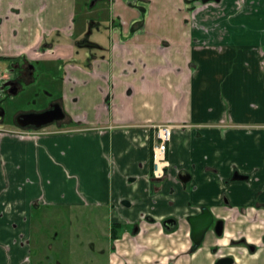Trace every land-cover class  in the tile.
I'll use <instances>...</instances> for the list:
<instances>
[{"label":"crops","instance_id":"obj_1","mask_svg":"<svg viewBox=\"0 0 264 264\" xmlns=\"http://www.w3.org/2000/svg\"><path fill=\"white\" fill-rule=\"evenodd\" d=\"M106 1L110 25L107 18L90 25L99 47L79 52L87 34L86 21L75 25L79 0H0V60L28 56L65 67L58 80L51 70L46 78L63 122L34 131L14 121L0 131V264H32L34 210L51 208H106L110 222L139 225L137 240L125 233L115 243L129 258L137 243L153 251L152 261L162 248L189 264L187 220L202 207L260 246L264 0ZM160 125L171 127V141L158 181L152 126ZM236 171L249 180L227 184ZM169 218L179 224L173 242L162 233Z\"/></svg>","mask_w":264,"mask_h":264},{"label":"flooded vegetation","instance_id":"obj_2","mask_svg":"<svg viewBox=\"0 0 264 264\" xmlns=\"http://www.w3.org/2000/svg\"><path fill=\"white\" fill-rule=\"evenodd\" d=\"M99 1H103V0H90L88 3V8L93 9L96 6L97 2ZM90 35H91V31L89 33L87 32V34H84L83 38H81L80 40H77L76 48L91 49V50L96 49V48L81 47L83 44L88 42L91 44H95L90 40ZM0 61L7 62L9 64V66L6 67L4 70L0 69V97L6 94L7 91L9 92L10 95H14L13 92L17 90L16 95H18L23 90L22 83H26L28 85H34L36 82L35 74L37 73L38 70L41 71L42 75L43 72H49V70H51L53 73L56 72V74H59V72H61L60 77H62L65 74V67L60 62V60L54 63V65L56 66V70L47 67L45 61L40 59L31 60L28 56H22L21 58L11 61L9 60L6 61L4 59ZM76 65H78L77 61L76 59H74V57H72L69 60L68 66L75 67ZM56 105H59L63 110V107L59 101L51 100L49 101V104L47 106L48 108L42 110L39 113L52 110L53 107ZM0 107L2 108L1 105ZM29 113H24V114H29ZM4 118L0 121V124H2ZM16 119L17 117H15L14 120L15 123H16ZM64 120L55 122L53 124L61 123ZM15 126H18L17 123L15 124ZM49 126L45 128H48ZM45 128L42 129L30 128V129L34 131H40ZM167 167H168L167 164L162 167V177H156L155 171L157 169V166L154 164L153 178L158 181L163 180L166 176ZM182 173L187 174V176H189L191 180V175H189L186 172H182ZM237 178H244V179L237 180ZM248 180H249L248 175H242L238 171H236L234 172L232 178L229 181H227V184L234 181H248ZM223 205L229 210L235 209L234 206L230 205L228 198L226 197L224 198ZM262 207L264 208V205ZM237 212L239 213L240 210L237 209ZM238 213H233L232 221L230 222L232 225L238 222L237 221ZM202 215L205 216V222H209V223H208V228L204 232L200 242L197 243L196 241L199 239L195 238L194 236V227L196 226L198 227L199 222L193 221L194 224H192L190 219ZM208 217H210V221H208L209 219ZM168 220L176 221V228L172 231H168L164 226V222ZM145 221L147 222L146 218ZM187 222L189 225V232L187 234L189 247L184 255L189 257L188 258L190 262L189 264H259L257 259L258 256L260 255L259 254L260 252H262V257L264 258V235L261 239V245L259 246L253 241L247 230L232 229L231 233H229L228 222L226 221V219L214 215L211 208L209 207L199 208L198 213L190 216ZM161 226H162V233L167 238L168 242H173L177 239L176 234L179 229L178 228L179 224L175 218L166 219L165 221H163ZM125 233L131 236V238L137 240L138 236L141 235L142 233V229L140 228L139 225L131 227L125 224L122 226L121 224L111 222L110 237H109L110 239L108 241V243L110 244L108 245L109 247L108 264H185L183 261H181L182 259L181 255H178L176 252L170 250L169 251L161 250L162 248H160L158 251L155 250L157 251L158 254L156 253V260L152 261L151 259H152L153 251H150L151 249L149 247H143L142 245H139L137 243L135 245L136 247L132 248L134 250V254L131 258L127 257L128 254L121 255L117 251L115 243L122 240L123 235ZM88 245L94 251H97V254L99 256L106 255L108 252V247L105 250H103V248H99V250H96L94 243H89ZM113 254L118 255L117 256L118 261L116 263H113L112 261ZM146 254L147 256L145 257ZM138 258L140 260H138Z\"/></svg>","mask_w":264,"mask_h":264},{"label":"rangeland","instance_id":"obj_3","mask_svg":"<svg viewBox=\"0 0 264 264\" xmlns=\"http://www.w3.org/2000/svg\"><path fill=\"white\" fill-rule=\"evenodd\" d=\"M110 14L111 8L106 0L97 2L93 10L86 8L79 0L75 25L80 28L86 21L89 33L92 21L98 20L102 23L107 18L106 21L110 25ZM92 31L90 40L96 41L97 28L94 26ZM82 50L92 51L91 49H77L79 52ZM8 66L7 62L0 61V69L4 70ZM53 69L56 70V67ZM47 74L48 72H43L42 75L38 70L35 74L34 85L22 83L23 90L18 95H10L7 91L0 97V105L5 110V118L0 124V131L11 129L14 126L15 117L21 113H39L48 108L49 101L57 95V89L52 87L53 92L50 93L46 81ZM60 75L61 72L55 78L58 79ZM56 125L53 124L49 127H56ZM109 216L106 208L92 211L53 208L34 210L30 248L32 264H108V245H110L108 241L111 225ZM89 243H94L96 250L99 248L105 250L108 247L107 254L99 256L97 251L89 247ZM121 245V243L118 245L120 250ZM127 257L129 258V256Z\"/></svg>","mask_w":264,"mask_h":264},{"label":"water","instance_id":"obj_4","mask_svg":"<svg viewBox=\"0 0 264 264\" xmlns=\"http://www.w3.org/2000/svg\"><path fill=\"white\" fill-rule=\"evenodd\" d=\"M82 48H97L98 46L91 43H85L81 46ZM14 95L17 94V90L13 92ZM5 111L0 107V121L4 118ZM65 119V114L62 110V108L59 105H56L53 107L52 110L45 111L42 113H29V114H21L17 117L16 123L20 128H33V129H42L49 125H52L55 122H59ZM179 179L183 183H187L190 181V177L187 176L185 173H181L179 176ZM244 178H237V180H242ZM208 221H210V217H208ZM190 221L193 223V221L199 222V226L194 227V236L195 238H198L196 242L199 243L204 232L208 228V223L205 222V216H199L195 218H191ZM202 222V223H200ZM164 226L168 231H172L176 228V221L175 220H168L164 222Z\"/></svg>","mask_w":264,"mask_h":264},{"label":"built area","instance_id":"obj_5","mask_svg":"<svg viewBox=\"0 0 264 264\" xmlns=\"http://www.w3.org/2000/svg\"><path fill=\"white\" fill-rule=\"evenodd\" d=\"M156 130V145L154 146V164L157 166L156 177H162V167L166 165L165 155L171 141V127L168 125L152 126ZM34 134V133H33ZM27 133V135H32Z\"/></svg>","mask_w":264,"mask_h":264}]
</instances>
